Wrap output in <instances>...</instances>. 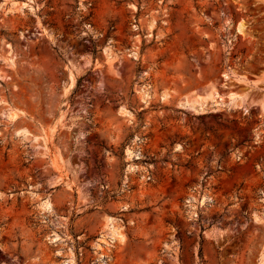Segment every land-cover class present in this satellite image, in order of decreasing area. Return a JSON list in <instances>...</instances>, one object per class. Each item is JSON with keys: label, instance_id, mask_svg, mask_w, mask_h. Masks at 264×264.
Instances as JSON below:
<instances>
[{"label": "rangeland", "instance_id": "rangeland-1", "mask_svg": "<svg viewBox=\"0 0 264 264\" xmlns=\"http://www.w3.org/2000/svg\"><path fill=\"white\" fill-rule=\"evenodd\" d=\"M0 264H264V0H0Z\"/></svg>", "mask_w": 264, "mask_h": 264}, {"label": "bare ground", "instance_id": "bare-ground-1", "mask_svg": "<svg viewBox=\"0 0 264 264\" xmlns=\"http://www.w3.org/2000/svg\"><path fill=\"white\" fill-rule=\"evenodd\" d=\"M202 104H203L202 102H199V105H202ZM111 231H112V230H111ZM111 231H110V232H111ZM111 234H113V232H111Z\"/></svg>", "mask_w": 264, "mask_h": 264}]
</instances>
